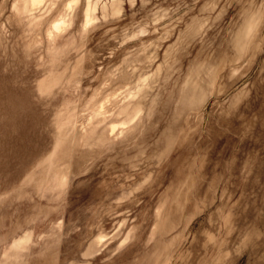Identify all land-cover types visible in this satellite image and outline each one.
I'll list each match as a JSON object with an SVG mask.
<instances>
[{
	"label": "rangeland",
	"instance_id": "rangeland-1",
	"mask_svg": "<svg viewBox=\"0 0 264 264\" xmlns=\"http://www.w3.org/2000/svg\"><path fill=\"white\" fill-rule=\"evenodd\" d=\"M0 264H264V0H0Z\"/></svg>",
	"mask_w": 264,
	"mask_h": 264
},
{
	"label": "clouds",
	"instance_id": "clouds-1",
	"mask_svg": "<svg viewBox=\"0 0 264 264\" xmlns=\"http://www.w3.org/2000/svg\"><path fill=\"white\" fill-rule=\"evenodd\" d=\"M72 3H79V0H72ZM68 26H69V28H71L72 27V23H71V21H69V24H68Z\"/></svg>",
	"mask_w": 264,
	"mask_h": 264
},
{
	"label": "bare ground",
	"instance_id": "bare-ground-1",
	"mask_svg": "<svg viewBox=\"0 0 264 264\" xmlns=\"http://www.w3.org/2000/svg\"><path fill=\"white\" fill-rule=\"evenodd\" d=\"M55 26L58 28V27H60V22H57L56 24H55Z\"/></svg>",
	"mask_w": 264,
	"mask_h": 264
}]
</instances>
